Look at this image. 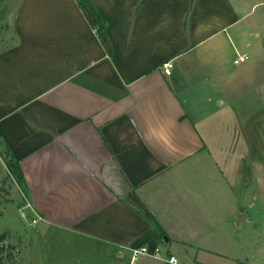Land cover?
<instances>
[{
    "label": "crops",
    "instance_id": "0c3cea01",
    "mask_svg": "<svg viewBox=\"0 0 264 264\" xmlns=\"http://www.w3.org/2000/svg\"><path fill=\"white\" fill-rule=\"evenodd\" d=\"M13 3L0 179L7 153L23 176L12 231L33 246L28 264H218L228 198L248 182L238 122L250 135L264 122L243 110L264 85V0ZM242 197L243 217L264 223V204ZM143 246L160 256L132 260Z\"/></svg>",
    "mask_w": 264,
    "mask_h": 264
},
{
    "label": "rangeland",
    "instance_id": "374dc122",
    "mask_svg": "<svg viewBox=\"0 0 264 264\" xmlns=\"http://www.w3.org/2000/svg\"><path fill=\"white\" fill-rule=\"evenodd\" d=\"M13 4V0H0V51L14 43V35L8 23L9 7ZM4 12L5 17H2L1 14ZM257 12H261L260 7ZM256 74L258 76L260 74L264 75L263 72H257ZM243 110L261 115L264 110V85L247 97L243 104ZM248 123L244 120L238 122L237 162L238 175L241 174V176L239 175L240 180L247 179L248 182L246 186H241L238 185L237 180L236 197L228 198L227 244L223 250L225 257L214 259L218 264H238L239 262L257 264L258 260L264 258V223H257L256 217H253L252 220L244 218L241 209L246 208L245 210L249 211L248 202L245 199L238 198L239 196H247L249 199H253V211L256 213L260 211L261 206L264 204V122H253L257 125L252 131L253 135L249 134L251 128L246 127ZM4 155L9 160L7 153H4ZM17 183H19L17 179L9 172L0 179V211L2 212L0 235L6 233V242L17 246L18 254L15 264H28L29 253L33 246H27L25 234L15 232V230L12 231L20 218L19 213L15 212L13 205H11L14 201H19V199H15L14 195L12 196V191H16L19 186L23 189L22 185ZM7 207L8 209L4 213ZM251 211L250 208V213ZM258 257L261 259H258ZM258 264L262 263L258 262Z\"/></svg>",
    "mask_w": 264,
    "mask_h": 264
},
{
    "label": "trees",
    "instance_id": "16d2710c",
    "mask_svg": "<svg viewBox=\"0 0 264 264\" xmlns=\"http://www.w3.org/2000/svg\"><path fill=\"white\" fill-rule=\"evenodd\" d=\"M2 17H5V12L1 14ZM6 164L13 174V176L17 179L19 183L23 181V176L19 165L16 162H13L11 159H7L5 156ZM2 216V212L0 211V217ZM157 228L160 237H164L165 232L161 228V226L157 223L154 224ZM7 235L3 233L0 235V264H15L17 259V246L13 243L6 242Z\"/></svg>",
    "mask_w": 264,
    "mask_h": 264
},
{
    "label": "built area",
    "instance_id": "2783aa9c",
    "mask_svg": "<svg viewBox=\"0 0 264 264\" xmlns=\"http://www.w3.org/2000/svg\"><path fill=\"white\" fill-rule=\"evenodd\" d=\"M244 59H245L244 56L239 57L236 60V62L243 61ZM172 66H173V63L171 61L165 62L163 64L164 72L166 74H170ZM23 200L25 201V206L26 207H30V203H29V201H28V199L26 198L25 195H23ZM22 215L25 217L24 214H22ZM34 222H35V220H34ZM130 251L132 253V260H135L137 258V256H139V255H150V256H153V257H159L161 250L159 248H156L155 251L150 252L148 247L143 246L141 248H131ZM165 260L170 262V263H177L178 262V260H177V258L175 256L166 257Z\"/></svg>",
    "mask_w": 264,
    "mask_h": 264
}]
</instances>
